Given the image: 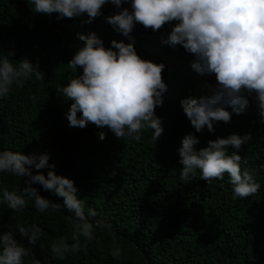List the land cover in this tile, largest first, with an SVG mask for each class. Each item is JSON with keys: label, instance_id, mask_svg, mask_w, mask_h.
I'll list each match as a JSON object with an SVG mask.
<instances>
[{"label": "trees", "instance_id": "1", "mask_svg": "<svg viewBox=\"0 0 264 264\" xmlns=\"http://www.w3.org/2000/svg\"><path fill=\"white\" fill-rule=\"evenodd\" d=\"M122 7L131 10L130 2ZM120 10L106 3L102 14L86 23V14L57 19V13L34 12L32 0H0V50H14L11 58L16 61L25 57L39 61L43 77L33 76L23 88L0 98V151L48 153L56 173L74 181L85 208L95 209L96 219L107 225L96 230L86 254L69 253L64 260L54 259L50 250L61 237L71 243L73 225L65 217L72 214L64 208L40 213L29 202L23 211L15 212L0 203V231L14 230L18 223L41 227L43 235L36 246L27 245L26 240L22 243L48 264H264V120L253 96L246 111L233 114L230 122L215 123L213 132L206 127L196 132L181 101L213 95L216 79L214 74L193 70L195 57L182 45L162 43L174 23L159 31L137 23L131 34L141 58L165 65L162 77L167 90L162 105L155 109L164 132L157 142L151 139V129L142 130L141 140L136 141L92 123L84 128L69 126L66 113L71 102L57 91L83 72L68 67L84 44L78 33L95 32L106 48L112 40L130 42L107 22ZM3 51L0 56L5 55ZM31 95L37 97L35 103ZM189 133L199 138L197 150L210 139L251 133L252 139L238 154L242 170L253 173L260 190L234 198L227 173L222 180L207 182L200 179L199 169L194 170L193 179L182 182L178 149ZM231 151L236 150L230 147ZM40 171L46 175L48 168ZM23 186L19 178L0 173V196L5 187L19 193ZM34 186L42 196L63 202L41 185ZM16 238L21 239L18 232ZM113 240L122 251L120 259L110 254Z\"/></svg>", "mask_w": 264, "mask_h": 264}, {"label": "clouds", "instance_id": "2", "mask_svg": "<svg viewBox=\"0 0 264 264\" xmlns=\"http://www.w3.org/2000/svg\"><path fill=\"white\" fill-rule=\"evenodd\" d=\"M131 4V10L122 7ZM34 12L45 15L57 13V19L78 18L87 15L86 23L93 22L102 14L106 3L121 10L107 18L112 28L130 42L112 40L106 48L95 32L78 33L84 41L68 67L76 72L83 69L58 95L70 101L66 115L70 127L84 128L89 123L99 128L107 127L119 138L141 140L142 130H152L155 142L163 134L162 118L155 109L162 105L167 85L162 77L165 65L141 58L134 47L131 35L139 23L145 29L159 31L165 24H173L162 43L182 45L195 60L191 67L201 75H215L216 84L211 96L188 97L181 106L196 132L205 127L214 131V124L228 123L233 114H241L253 97L260 119L264 120V0H32ZM3 51V50H0ZM0 56V98L23 88L32 79H43L39 61L27 57L18 61L11 57L14 50ZM15 61V62H14ZM29 99L35 103L37 97ZM230 109V110H229ZM78 113L80 115H78ZM100 139L105 133L100 132ZM252 139L251 133L243 136L210 139L206 147L197 150L199 138L186 134L178 149L183 166L180 180L193 179L194 170L201 172L200 179H223L227 173L233 185L234 198L253 196L260 184L247 168H241L238 150ZM235 149L229 154V148ZM33 167L36 169L33 172ZM55 164H49V154H23L21 151H0V173L22 180L20 192L3 188L0 203L15 212H21L29 202H34L40 213L66 209L72 215L65 219L73 225L71 243L61 237L50 246L54 259L64 260L67 254L87 252L96 238L97 229L107 225L96 219L97 211L85 208V200L78 198L74 181L58 175ZM48 168L45 175L41 169ZM63 198L62 203L42 196L37 187ZM19 233L21 239L16 238ZM43 230L36 224L26 227L18 223L15 229L0 231V264H48L37 259L31 248L36 246ZM26 240L27 245L22 241ZM113 240L111 256L120 259L122 251Z\"/></svg>", "mask_w": 264, "mask_h": 264}]
</instances>
